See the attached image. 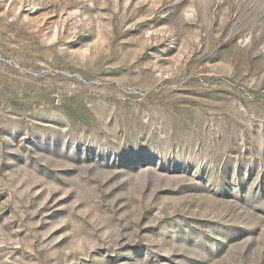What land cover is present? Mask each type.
<instances>
[{
  "label": "rangeland",
  "instance_id": "374dc122",
  "mask_svg": "<svg viewBox=\"0 0 264 264\" xmlns=\"http://www.w3.org/2000/svg\"><path fill=\"white\" fill-rule=\"evenodd\" d=\"M0 264H264V0H0Z\"/></svg>",
  "mask_w": 264,
  "mask_h": 264
}]
</instances>
